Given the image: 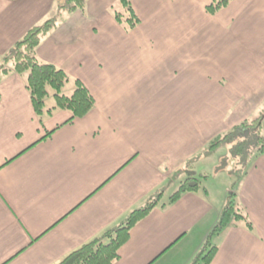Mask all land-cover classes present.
Instances as JSON below:
<instances>
[{"label":"crops","instance_id":"1","mask_svg":"<svg viewBox=\"0 0 264 264\" xmlns=\"http://www.w3.org/2000/svg\"><path fill=\"white\" fill-rule=\"evenodd\" d=\"M61 1L0 0V66ZM213 1L131 0L141 24L130 32L114 19L118 0H88L84 11L64 14L37 58L69 75L66 96L75 90L73 80L90 91L95 107L81 119L70 122L69 111L54 109L53 92L38 117L28 73L6 66L9 72L0 74V264H58L151 198H163L185 179L181 173L172 180L174 174L241 123L227 127L225 90L233 92L230 100L245 96L243 69L264 67L254 57L264 52V20L256 31L261 37L251 28L240 31L253 21L248 11L264 0H231L210 15ZM227 75L230 86L220 93ZM234 193L254 230L238 223L215 235L211 264H264V155L253 158ZM169 200L132 229L115 264L193 262L225 205L203 192L162 207Z\"/></svg>","mask_w":264,"mask_h":264},{"label":"trees","instance_id":"2","mask_svg":"<svg viewBox=\"0 0 264 264\" xmlns=\"http://www.w3.org/2000/svg\"><path fill=\"white\" fill-rule=\"evenodd\" d=\"M87 1L65 0L64 4L61 5L60 3L53 16L32 27L3 57L0 74L9 72L6 68L8 64L13 66L16 73H28L27 88L38 117L43 116L45 113V103L50 90H52L56 102L54 109L69 111L72 114L70 122L84 118L95 107L93 96L80 80L75 81V90L72 95L66 96L63 90L70 81L69 75L52 64L41 63L37 58V50L43 39L57 29L62 16L84 11ZM230 3L231 0H214L206 10L210 15H215L227 8ZM117 4L118 7L113 9V15L117 23L127 32L136 29L140 25V19L131 0H118ZM263 124L264 113L252 121L246 120L232 130L217 136L201 154L189 161L187 167L172 177V180H177L181 173L185 174V180L179 184L178 190L171 196L168 204H163L162 207L175 204L187 193H198L203 189L202 181L206 179V176L197 177L195 172L190 170V164L197 162L200 158L211 157L218 153L220 148L229 146V160L225 159L224 165H232L233 160H239L240 162L238 169L235 167L237 164L234 163L230 170L231 174H238L235 186L232 188L233 192L228 198L227 205L224 207L218 223L209 234L199 254L193 260V264L212 263L217 253V247L211 243V240L231 225L242 223L249 231L254 230L252 222L240 208L234 190L248 172L253 158L264 155ZM161 199L162 194L151 198L146 206L132 211L123 224L107 230L101 236L82 245L58 264H115L120 258L119 250L129 240L132 229L150 215L160 204Z\"/></svg>","mask_w":264,"mask_h":264},{"label":"rangeland","instance_id":"3","mask_svg":"<svg viewBox=\"0 0 264 264\" xmlns=\"http://www.w3.org/2000/svg\"><path fill=\"white\" fill-rule=\"evenodd\" d=\"M64 3L65 0L61 1V5ZM117 7L118 6H116V8ZM255 9H256L255 11L252 10V13L248 11V17H251L252 15L251 17V19L253 20L252 23L246 22L244 24V27L241 28L240 31L242 30L244 32V30L247 28L253 29L254 32L258 30L259 26L261 25V22L264 20V4L262 6H257ZM140 24H141V20H140ZM249 31L250 30L247 29L245 32H249ZM256 33L258 34L259 37H261L259 35L260 32H256ZM254 57L257 61H260V63L264 62V52L261 53L255 52ZM258 69L257 68L255 69L254 67L253 68L248 67L246 69H243L242 71L241 80L246 83L245 86H248L250 88V91L246 90L247 92L245 96L241 94L239 98L238 96H235V99L230 100L227 99L229 96L228 92H232V91H228V89L225 90L227 95L225 94L226 99L224 101L226 102V104H228L229 102L231 103L230 105H228V107L226 106L227 107L226 109L227 110L229 109V111L231 112L230 114L232 115L230 117L227 114V123H229L227 124V127H229L231 124H236L240 122L242 123L246 120L252 121L256 119L258 116H260L262 113H264V67H261V70ZM228 76L229 75H227L226 77H224L223 80H221L220 83L221 87H218L220 93L221 92L223 93V88H227L230 86L229 82H231V80ZM74 84H75L74 80L71 81V85L74 86ZM234 88L236 90V86H234ZM241 89H243V87H241ZM51 92L52 90H50V93ZM262 135L264 136V127L262 128ZM228 154H229V146H224L220 148L218 153H216L215 155L211 157L210 156L204 157L198 160L193 165V168L190 169L193 172L195 171L197 173V177L201 175L207 176L206 179H203L202 181L203 189L200 192H203L204 194L208 193L213 203L218 206L227 205L228 198L231 195V193L227 191H231V189L234 188L238 178V174H231L230 170L234 163L237 164L236 166L235 165L234 166L236 167V169H238L240 167L239 164L240 162L239 160H233L231 162V164L233 163L232 165L230 166L226 164L224 165L225 162L224 160L225 159L229 160ZM238 185H240V183ZM178 187H179V181L174 183V186L172 185L170 188H168L163 195L162 202H167L170 199V196H172L178 190ZM233 226H235V224ZM191 264H193V262Z\"/></svg>","mask_w":264,"mask_h":264}]
</instances>
